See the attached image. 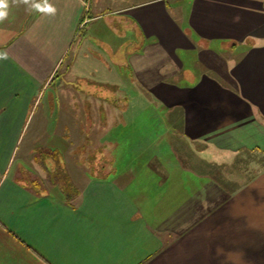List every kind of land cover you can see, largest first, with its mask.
<instances>
[{
  "label": "crops",
  "instance_id": "1",
  "mask_svg": "<svg viewBox=\"0 0 264 264\" xmlns=\"http://www.w3.org/2000/svg\"><path fill=\"white\" fill-rule=\"evenodd\" d=\"M48 2L0 23V264H264V0ZM130 67L165 121L88 152L72 115ZM33 102L66 152L19 155Z\"/></svg>",
  "mask_w": 264,
  "mask_h": 264
},
{
  "label": "rangeland",
  "instance_id": "2",
  "mask_svg": "<svg viewBox=\"0 0 264 264\" xmlns=\"http://www.w3.org/2000/svg\"><path fill=\"white\" fill-rule=\"evenodd\" d=\"M117 35L120 36L122 34L119 32ZM95 51H97V49ZM125 74L126 79L123 81V85L125 86L119 89L120 92L115 91L116 94L119 95L117 96V100H112L113 103H110L111 100H109L108 106H106V99L95 97L92 102L93 105H83L79 107L78 113L75 112L74 115H72L78 122V137L80 138L81 136L83 139L88 137L89 140H94L91 147L92 150L89 149L88 152L92 151L94 154L102 152L101 142L105 140H115L114 150L117 151L118 138L124 133H126L128 142L129 139H131L132 141L143 143L144 146L149 147L148 139H150V137L146 135L148 132L140 133V130H138V132L137 130L131 129V125L134 122L140 126L148 125L156 120L159 124L163 122V120L165 121V109L161 107V104H159L160 110L157 116L150 111L152 98H150L151 93L149 91V87L144 82H141L142 84L140 85L139 82L131 76V67ZM119 84L122 86V83ZM64 99L68 101V96L64 97ZM39 104L40 103L38 102H33L28 114H26V126L23 131V141L21 140V143L18 146L19 155H21L23 148L30 147L28 146V139L30 137H35L34 133L38 130L43 134L41 138L42 142L40 143L45 142L46 145L42 146V144H39L37 147L40 150H42V148L45 150L46 158H49L50 155V158H54L55 155L53 154L57 150L56 147L60 148L56 144V139L58 136L65 133V131L69 130L56 128V122L59 117L57 109L55 112H45V103L43 102L42 104ZM102 108H104V110ZM90 109H93L94 113H90ZM119 121L125 122L127 128L123 129L122 125L118 126ZM38 122L42 124L41 126L48 125V127L45 129H36V123ZM92 126L94 127L92 128ZM58 131H62V133L57 134ZM131 132L133 135H129ZM31 147L33 146L31 145ZM60 149H62L63 152H66L63 146ZM44 164H47V160H44Z\"/></svg>",
  "mask_w": 264,
  "mask_h": 264
},
{
  "label": "clouds",
  "instance_id": "3",
  "mask_svg": "<svg viewBox=\"0 0 264 264\" xmlns=\"http://www.w3.org/2000/svg\"><path fill=\"white\" fill-rule=\"evenodd\" d=\"M24 4H29L31 2V6L44 13L54 14L56 9L49 4L48 0H42V3L34 2V0H22ZM8 0H0V23H3L8 17Z\"/></svg>",
  "mask_w": 264,
  "mask_h": 264
},
{
  "label": "trees",
  "instance_id": "4",
  "mask_svg": "<svg viewBox=\"0 0 264 264\" xmlns=\"http://www.w3.org/2000/svg\"><path fill=\"white\" fill-rule=\"evenodd\" d=\"M113 26H117L116 22H113ZM46 166L48 167V162H47Z\"/></svg>",
  "mask_w": 264,
  "mask_h": 264
}]
</instances>
